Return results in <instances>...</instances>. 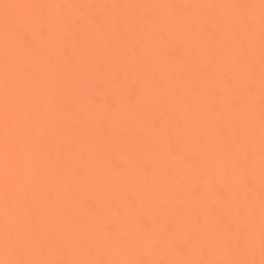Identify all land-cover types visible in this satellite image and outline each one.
I'll return each mask as SVG.
<instances>
[{"label": "bare ground", "instance_id": "6f19581e", "mask_svg": "<svg viewBox=\"0 0 264 264\" xmlns=\"http://www.w3.org/2000/svg\"><path fill=\"white\" fill-rule=\"evenodd\" d=\"M264 264V0H0V264Z\"/></svg>", "mask_w": 264, "mask_h": 264}, {"label": "snow or ice", "instance_id": "6c2138e0", "mask_svg": "<svg viewBox=\"0 0 264 264\" xmlns=\"http://www.w3.org/2000/svg\"><path fill=\"white\" fill-rule=\"evenodd\" d=\"M10 264H25V262H10ZM189 264H191V262H189ZM195 264H202V262H195ZM208 264H212V262H208ZM219 264H225V262H219ZM227 264H249V262L231 261L227 262Z\"/></svg>", "mask_w": 264, "mask_h": 264}]
</instances>
